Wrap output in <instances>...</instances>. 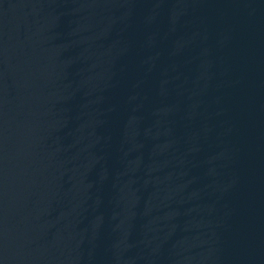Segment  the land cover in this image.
Listing matches in <instances>:
<instances>
[{
    "label": "water",
    "instance_id": "obj_1",
    "mask_svg": "<svg viewBox=\"0 0 264 264\" xmlns=\"http://www.w3.org/2000/svg\"><path fill=\"white\" fill-rule=\"evenodd\" d=\"M0 264H264V0H0Z\"/></svg>",
    "mask_w": 264,
    "mask_h": 264
}]
</instances>
